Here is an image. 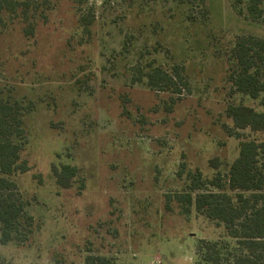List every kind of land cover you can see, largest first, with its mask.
<instances>
[{
	"label": "rangeland",
	"instance_id": "374dc122",
	"mask_svg": "<svg viewBox=\"0 0 264 264\" xmlns=\"http://www.w3.org/2000/svg\"><path fill=\"white\" fill-rule=\"evenodd\" d=\"M18 1L0 32V103L23 122L15 139L30 168L12 179L33 219L0 242V264H198L201 239L232 246L178 196L191 172L227 180L239 142L264 136L226 114L261 109L229 76L235 39L264 38V20L236 8L247 0ZM152 65L183 68L188 87L152 90ZM52 164L79 167L81 181L61 188Z\"/></svg>",
	"mask_w": 264,
	"mask_h": 264
},
{
	"label": "trees",
	"instance_id": "16d2710c",
	"mask_svg": "<svg viewBox=\"0 0 264 264\" xmlns=\"http://www.w3.org/2000/svg\"><path fill=\"white\" fill-rule=\"evenodd\" d=\"M245 0H235L234 5ZM22 2L0 0V32L4 19L16 12ZM261 0H247V12L237 6L240 14L252 20H264ZM90 23V19L85 21ZM28 35V32H26ZM233 63L230 81L237 94L258 101L255 106L245 103L229 104L226 114L238 130L264 133V38L239 35L230 51ZM147 85L155 91L172 89L180 93L188 87L183 68L171 69L151 66L145 73ZM22 120L13 113V106L0 103V242L7 244L19 239L20 227L31 225L32 217L25 215V208L18 198L12 176L16 171H27L30 166L21 156L15 136L21 134ZM23 129V128H22ZM211 162L217 167L218 160ZM58 186L68 189L81 181L80 168L72 164L51 165ZM227 180L220 173L205 179L200 171L191 172L186 193L179 195L183 214H190L191 207L218 225H223L227 236L233 239L230 246L223 237L209 241L201 239L197 245L198 264H264V136L246 138L239 142L238 155L229 166ZM83 182L81 183V185ZM232 192V193H230ZM32 232V230H31ZM101 256L88 255L85 264H108Z\"/></svg>",
	"mask_w": 264,
	"mask_h": 264
}]
</instances>
